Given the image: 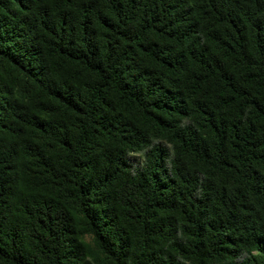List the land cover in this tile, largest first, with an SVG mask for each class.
I'll use <instances>...</instances> for the list:
<instances>
[{"label": "trees", "instance_id": "16d2710c", "mask_svg": "<svg viewBox=\"0 0 264 264\" xmlns=\"http://www.w3.org/2000/svg\"><path fill=\"white\" fill-rule=\"evenodd\" d=\"M0 264H264V0H0Z\"/></svg>", "mask_w": 264, "mask_h": 264}, {"label": "rangeland", "instance_id": "374dc122", "mask_svg": "<svg viewBox=\"0 0 264 264\" xmlns=\"http://www.w3.org/2000/svg\"><path fill=\"white\" fill-rule=\"evenodd\" d=\"M131 158L134 164H140L144 160V154L143 153L133 154Z\"/></svg>", "mask_w": 264, "mask_h": 264}]
</instances>
